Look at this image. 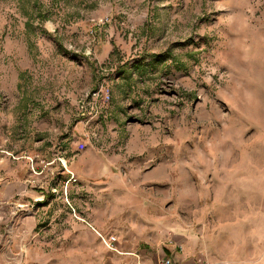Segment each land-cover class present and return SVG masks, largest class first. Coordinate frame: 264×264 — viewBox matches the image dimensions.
<instances>
[{
  "label": "rangeland",
  "instance_id": "rangeland-1",
  "mask_svg": "<svg viewBox=\"0 0 264 264\" xmlns=\"http://www.w3.org/2000/svg\"><path fill=\"white\" fill-rule=\"evenodd\" d=\"M109 38L114 55L99 61ZM166 53L186 59L190 79L161 67L142 96L132 93L145 124L121 119V137L103 139L115 114L102 104L88 137L75 127L121 58ZM134 126L157 136L131 154L122 136ZM45 182L60 193L49 187L47 212L117 244L193 231L252 264L264 244V0H0V196L22 201Z\"/></svg>",
  "mask_w": 264,
  "mask_h": 264
},
{
  "label": "crops",
  "instance_id": "crops-1",
  "mask_svg": "<svg viewBox=\"0 0 264 264\" xmlns=\"http://www.w3.org/2000/svg\"><path fill=\"white\" fill-rule=\"evenodd\" d=\"M105 40V43L98 44L97 52L94 54L99 61H105L114 55L115 46L110 42L112 39ZM185 60V58L180 59L182 64L178 63L177 58L170 53L154 54L150 58L136 55L123 57L119 60L116 69H108L97 86L102 85V93L107 100L105 106L109 107V113L112 114L113 110L115 116L114 118L110 116L106 121L102 131L103 139L121 137V134L114 130L116 129L114 126L117 127L121 119H124L126 125L145 124L139 118L144 100L136 95L131 98V94L137 92L142 96V93L148 90L146 83H149L148 80H153L152 76L158 77L161 67H163L162 72L169 71L171 75L190 79V69L187 70V74L183 70L186 67ZM115 91L118 93L115 94ZM74 96L76 97L75 94ZM86 102L87 108L79 111L75 127L88 137L84 129L86 121L93 123L94 111L102 104L92 97H87ZM129 110L132 111L131 117L125 118L129 115ZM135 128L137 126H134L132 131L123 132L124 136H122L131 154L142 150L135 149L138 143L141 147L143 140L157 136V134L146 135L135 132L133 131ZM72 132L78 135L75 130ZM110 157L114 161L121 159L120 154H111ZM105 160L106 162L101 165L103 170L100 169L102 173L111 169L109 159L106 157ZM139 169L131 166L128 172H137ZM45 184V187L39 191L26 188V198L22 201L12 197L10 190L7 195L0 196V264H158L164 256H169L173 264H201L204 261L216 264H239L234 260L231 252L218 247L214 241L210 239L202 243L198 241L193 231L173 234L160 245L119 241L116 249L111 250L105 245L99 230L94 228L82 230L80 226L84 224L68 216L64 217L57 209L47 212V207L56 199L47 195L49 187L51 189L54 185L50 186V182ZM224 203L237 205L239 199L229 196ZM17 205H22L24 209L17 208ZM21 210L24 212H20ZM85 220L89 221L88 218ZM252 256L254 257L250 260L252 264H264V244L255 245Z\"/></svg>",
  "mask_w": 264,
  "mask_h": 264
},
{
  "label": "built area",
  "instance_id": "built-area-1",
  "mask_svg": "<svg viewBox=\"0 0 264 264\" xmlns=\"http://www.w3.org/2000/svg\"><path fill=\"white\" fill-rule=\"evenodd\" d=\"M102 85L100 86V88H98V90H96L95 92H93L92 94L95 95V96H98L100 98V101H101V104L105 105L107 100L105 99L106 97L103 96V93H102ZM106 117V115H104ZM92 135V138L96 137L98 138V134L96 132H93ZM52 192L57 195V196H60V193L57 191V188L54 186L51 188ZM38 200V199H37ZM80 219V218H79ZM82 221H84L85 223H87V221L82 218L80 219ZM103 241L105 243V245L111 249V250H115L116 249V244H117V237L113 234H109L106 236V238L103 237ZM158 264H173L172 263V260L169 256H164L160 259V261L158 262ZM201 264H216L215 262H207V261H204L202 262Z\"/></svg>",
  "mask_w": 264,
  "mask_h": 264
}]
</instances>
